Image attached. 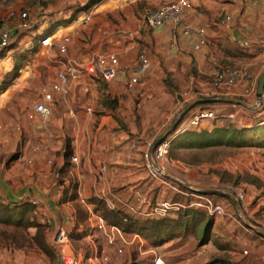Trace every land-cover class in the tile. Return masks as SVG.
I'll use <instances>...</instances> for the list:
<instances>
[{"label":"crops","instance_id":"1","mask_svg":"<svg viewBox=\"0 0 264 264\" xmlns=\"http://www.w3.org/2000/svg\"><path fill=\"white\" fill-rule=\"evenodd\" d=\"M173 1L120 0L128 16L134 17L136 31H140L137 41L128 42L129 37L124 36L120 46L105 52L94 51L88 57H82L86 50L73 54L79 45L75 37L86 31L85 24L78 26L76 34L71 24L59 29L51 46H40L38 40L34 45L30 41L25 43V49L34 47L35 51L22 61L17 79L0 93L1 205H31L40 223L47 225L48 219L52 227L63 226L73 241V234L79 239L86 238L87 216L82 221L77 213L80 208L87 211L81 198L94 207L91 199L101 198L105 193H114L122 200L123 196L134 194L141 179L139 168L141 164L144 167L142 143L147 139L159 140L175 128V124L167 127L173 109L164 113L155 110L154 116H148L149 110L142 107L145 97L151 94L173 98L165 83L168 78L180 82L176 94L185 101L191 100L187 107L190 109L185 110L186 119L207 109L222 116L220 125L238 127L236 121L227 117L229 114L235 113L244 126H249L254 117L264 113L262 108L255 107V102L248 103L253 96L248 93V82L217 90L213 80L218 68L212 62L215 57L220 66L246 67L259 82L264 71V52L256 48L258 41L264 40V0H191L193 7L184 11V18L194 26L206 28L207 45H201L195 34H186L173 24L154 29L145 25L148 8ZM227 15L231 20L221 24ZM4 19L0 20L13 26ZM42 29V24L36 28L33 25L27 31L33 37ZM27 31L15 33L19 45L28 38ZM63 35L74 38L67 51L60 54L56 52L57 44ZM244 41L250 46L244 48ZM12 45L10 58L0 57L3 61L0 71L4 73L15 64ZM140 52L146 54L149 63L141 75V83L133 89H128V77L121 74L105 81L100 75L81 72L76 79L69 80L66 94L53 93L52 114L46 125L29 119L28 114L39 101L43 88L56 80L62 68L60 59L71 60L81 67L95 54H117L120 64L129 67ZM54 53L58 54L55 58L58 65L43 57ZM138 99L143 102L136 104ZM216 106L224 107L221 113L216 112ZM239 108L250 111V117L240 115ZM214 123L218 124L207 121L201 128L212 129ZM151 125L154 130L167 129L150 137L146 130ZM73 157H77V163H73ZM31 200L40 203L33 206ZM50 230L47 226V241Z\"/></svg>","mask_w":264,"mask_h":264},{"label":"rangeland","instance_id":"2","mask_svg":"<svg viewBox=\"0 0 264 264\" xmlns=\"http://www.w3.org/2000/svg\"><path fill=\"white\" fill-rule=\"evenodd\" d=\"M11 10L27 12L30 23L35 28L41 24L43 28L49 25L55 26L63 20L75 18L82 12L93 11L95 15L88 24L89 27L87 26L86 31H81V35L75 37L79 45L75 47L73 54H79L86 50L85 53H82V57H88L94 51L105 52L111 48H116L124 42V36L129 37L128 42L137 41V36L134 34L137 25L133 24L135 19L128 16L120 0H0V19L3 17L7 19L4 20L15 24L17 18L9 16ZM30 34L27 31L28 38L26 37L21 45L16 39L13 41V63L16 62L17 55L25 50V43L30 41L33 45L36 44L41 33L33 37ZM56 52L58 53V51ZM57 53L43 54V57L45 60H50V64L58 65L55 62V58L58 57ZM1 62L3 61L0 60ZM11 70L5 73L0 71V86L7 82V75ZM165 83L174 100L164 95L151 94L145 97L146 100L142 107L149 110L148 116H154L156 111L164 113L168 109H173L174 115L168 121L167 126L169 127L171 124L173 127V124H178L188 116L185 110L191 100L185 101L182 95L176 94L178 91L177 84L180 82L168 78ZM250 99L248 103L255 102L256 104L257 93ZM172 100L174 103H171ZM142 102L138 99L136 104ZM223 108L216 106L215 110L221 113ZM239 109V114L245 119L250 117V111L244 108ZM221 119L216 120V122L221 123ZM226 121L229 123L230 120L226 119ZM166 129L154 130L151 125L146 131L150 137H153L157 131L161 130L159 134L157 133L159 136ZM191 129L204 130L203 128ZM170 158L175 161L178 160L183 165V170L180 171L179 175L182 180L199 189V192H206L211 195L210 198L214 201H218L229 208L232 217L214 218L212 220L211 215L203 205L190 208L194 211L191 213L180 216L172 215L167 222L165 233L160 239L147 237L150 244L154 246V250H162L165 264H264V148L253 146L245 148H195L190 147L187 139L183 137L173 144ZM139 170H141L139 173L141 179L136 184V192L127 194V197L123 196L125 200H132L134 195L138 193L152 201L169 199L183 204L193 201L200 204L205 203L204 200L193 197L191 194L188 196L175 189H165L159 186L149 178L142 164ZM226 185L235 186L246 195L249 204L248 212L242 211L240 213L238 204L229 195L213 193V190L222 189ZM187 188L177 187L179 190L188 192ZM96 199L100 198L97 197ZM93 204L102 214L109 210L105 203L101 207L96 203ZM2 207L0 204V218L11 216V213L2 210ZM77 213L82 218L81 220L85 221L87 211L80 208ZM15 215L16 212L13 211L12 216ZM129 215L135 216L137 219L142 217ZM30 217L33 221L39 222L34 211L30 212ZM84 226L86 229L87 225ZM135 232L146 237L139 231ZM36 233L37 230L34 227L23 229L0 222V264H53L56 260V253L51 246V234L47 241L50 249L47 244L45 248H41L37 244ZM102 234L97 233L95 240L98 249L105 250L107 256L105 264L152 263L153 253L145 250L146 247L141 248L138 239L129 236L126 238L127 243L117 240L115 244H110L106 241V236ZM73 237L75 240L72 241L77 249L85 253L94 251L90 240L87 238L79 239L74 234ZM120 249L122 252H119ZM245 251L247 253H244Z\"/></svg>","mask_w":264,"mask_h":264},{"label":"built area","instance_id":"3","mask_svg":"<svg viewBox=\"0 0 264 264\" xmlns=\"http://www.w3.org/2000/svg\"><path fill=\"white\" fill-rule=\"evenodd\" d=\"M193 7L191 0H175L160 6L148 8L144 14V23L149 29H154L165 24H173L175 27H180L186 34H195L201 45H207V30L205 27L194 26L184 18V11ZM10 17L17 18L13 26L0 20V57L8 59L11 56V45L15 40V33L19 31H27L32 28L29 14L25 11L11 10ZM93 19V11H85L77 15L71 23L74 33H77V28L80 24L88 25ZM231 20V16L227 15L221 19V24H226ZM63 28V27H59ZM57 30V32L59 31ZM135 35L140 34V31H135ZM74 35H63L57 44V50L60 54L67 51L68 45L73 41ZM53 44V35L44 36L39 40L40 46H51ZM244 48L250 46L248 41L242 43ZM257 51L264 52V40H259ZM213 64L218 68L216 77L213 80L214 87L219 90L225 87H232L244 82H248V93L255 96L258 89V82L252 76L250 70L240 66H220L215 57L212 58ZM149 59L144 52L138 54L136 62L132 66L125 67L120 64V59L117 54H95L91 56L87 62L81 67L71 60H59L62 68L57 72V78L47 88H43L39 101H37L31 112L29 119H37L42 126L46 125L50 119L53 108V93L60 92L66 94L68 92V82L71 79H76L81 72H85L91 76H101L105 81L114 80L119 74L127 76V87L133 89L141 83V75L144 72ZM264 99V94H263ZM255 107H264L257 97ZM91 111V108H88ZM220 115L213 110H199L191 117L185 119L183 125L178 129H171L164 140L157 143V139H147L142 143L141 155L144 162V168L151 180L162 187L175 189L185 195L191 194L193 197L204 200V204L198 202H190L183 204L178 201L163 199L153 203L140 194L133 197L132 200L120 199L114 193H105L101 199L105 202L109 210H115L122 206L129 213L142 217L163 218L184 212L193 207L202 206L207 210L209 215L215 219L232 217L230 209L218 201L210 198L211 195L206 192H199V189L187 184L179 175L182 169V164L177 160L170 158V152L173 142L185 130L191 127H201L207 121H216ZM230 120L236 121L238 127H244L241 120L235 113L227 116ZM73 163H77V157L72 158ZM183 186L188 189V192L179 190L177 187ZM223 186V185H220ZM190 192V193H189ZM223 193L229 195L238 204L240 213L248 212L249 204L246 195L235 186L226 185L224 188L213 190V193ZM81 202L87 206V230L86 238L93 244L91 253L75 248L71 239L70 233L63 226L52 227L48 219L46 224L51 230V246L56 253V260L53 264H105L107 256L105 250H99L96 245V234L102 232L110 244H115L117 240L127 243V239L131 236L133 239L140 241V247H146L145 250L153 253L154 257L151 264H165L162 250H154V247H149L147 241L139 234H129L122 227L109 225L104 215L91 206L86 199L81 198ZM33 206L39 205V201L31 200ZM126 221V220H125ZM119 252H122L120 249ZM244 253H247L245 251Z\"/></svg>","mask_w":264,"mask_h":264},{"label":"trees","instance_id":"4","mask_svg":"<svg viewBox=\"0 0 264 264\" xmlns=\"http://www.w3.org/2000/svg\"><path fill=\"white\" fill-rule=\"evenodd\" d=\"M73 20L74 18L63 20L60 24L57 23L55 26L49 25L43 28L40 32L41 34H40V38L38 39V42L44 36H52L56 34L59 27L70 25ZM34 51L35 48L32 47L31 49H25L24 51L20 52V54L17 55L18 58L16 59V62L13 65L11 72L7 75L8 77V80H6L7 82H4L3 85L0 86V93L5 91V89L8 87L10 82H12L19 75L18 73L22 61H24L26 57L29 54L33 53ZM262 111H264V107H262ZM253 119L254 122L251 125L244 127H235L233 125L224 126L216 123H214L212 129H204L202 131L191 129V128H201V127H191L183 131L176 138L173 144L179 138L184 137V139H187L190 147H195V148H217V147L245 148L252 146L264 148V113L261 116L254 117ZM183 121L178 122V124H176L174 129H178L182 125ZM91 202L96 203L100 207L101 205H103V203H105L101 198L96 199V197L92 198ZM152 202L155 203L156 201H152ZM2 206H3L2 210L9 211L11 213V216L7 218H0V222L11 224L15 227L23 228V229H29L30 227H34L37 230L36 239H35L37 244L41 248H45L47 244V246L50 248L46 237L47 225L37 222L36 220L33 221V219L30 217V212L33 211L31 205L24 204L17 207H12L9 205H2ZM13 211L16 212L15 216H12ZM96 211H98V208H96ZM191 212H194L193 209L192 210L188 209L185 210L184 212H179L172 215L180 216ZM129 214L131 213H129L127 210H124V208L120 206V208L118 209L105 211V214L103 215L109 225H116L122 227L124 231H126L129 234L138 233L135 231H139L140 233L145 234L146 237L143 236L142 237L147 241V245L149 247H154V246L150 244V240L147 239V237L150 239L152 238H155L157 240L160 239L165 233L167 222L172 217V215H170L163 218L138 217L137 219L135 216H130ZM211 219L214 220L212 216Z\"/></svg>","mask_w":264,"mask_h":264},{"label":"water","instance_id":"5","mask_svg":"<svg viewBox=\"0 0 264 264\" xmlns=\"http://www.w3.org/2000/svg\"><path fill=\"white\" fill-rule=\"evenodd\" d=\"M263 94H264V71L259 78L258 89H257V97L264 106ZM188 109H190V108H188ZM164 138H165V136L162 137L161 139H159L157 143H160L162 140H164Z\"/></svg>","mask_w":264,"mask_h":264}]
</instances>
